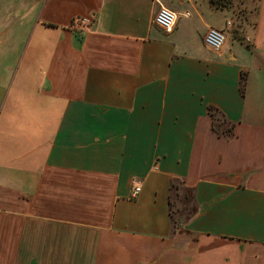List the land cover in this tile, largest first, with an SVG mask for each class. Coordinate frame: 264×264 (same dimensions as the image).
<instances>
[{"label":"crops","instance_id":"1","mask_svg":"<svg viewBox=\"0 0 264 264\" xmlns=\"http://www.w3.org/2000/svg\"><path fill=\"white\" fill-rule=\"evenodd\" d=\"M226 6L0 0V264H264V0L245 44Z\"/></svg>","mask_w":264,"mask_h":264},{"label":"built area","instance_id":"2","mask_svg":"<svg viewBox=\"0 0 264 264\" xmlns=\"http://www.w3.org/2000/svg\"><path fill=\"white\" fill-rule=\"evenodd\" d=\"M77 22L81 25L86 23V20H80ZM153 23L164 33H170L176 23V14L171 10L163 7L162 5H159L158 10L154 16ZM227 26H229V24ZM203 43L210 50L214 52H219L225 43L224 31L213 28L208 29L203 36ZM140 189V182L138 180H134L132 182L131 196L135 197L140 191Z\"/></svg>","mask_w":264,"mask_h":264},{"label":"rangeland","instance_id":"3","mask_svg":"<svg viewBox=\"0 0 264 264\" xmlns=\"http://www.w3.org/2000/svg\"><path fill=\"white\" fill-rule=\"evenodd\" d=\"M224 2V1H223ZM226 8L229 9L232 15V26L230 32L239 37L240 42L246 43L242 39L243 27L251 25L255 11V0H229ZM245 42V43H244Z\"/></svg>","mask_w":264,"mask_h":264},{"label":"trees","instance_id":"4","mask_svg":"<svg viewBox=\"0 0 264 264\" xmlns=\"http://www.w3.org/2000/svg\"><path fill=\"white\" fill-rule=\"evenodd\" d=\"M209 1L212 6L219 8V7L226 6L228 4L227 1L229 0H209ZM243 88H244V78L242 77L240 81L241 91H243ZM208 113H209L210 118L212 119L213 128L214 130L218 132L219 136L229 137L230 135H232V129H233L232 124H228L227 128H223L221 131H219L217 127L219 122H221L225 126L226 121L220 120V118L218 117L217 111L213 108H209ZM216 121L218 122V124L215 123Z\"/></svg>","mask_w":264,"mask_h":264}]
</instances>
